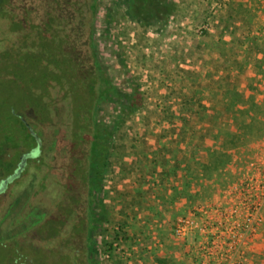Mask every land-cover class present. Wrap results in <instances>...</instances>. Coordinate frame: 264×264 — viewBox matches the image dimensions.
Wrapping results in <instances>:
<instances>
[{"label":"rangeland","instance_id":"obj_1","mask_svg":"<svg viewBox=\"0 0 264 264\" xmlns=\"http://www.w3.org/2000/svg\"><path fill=\"white\" fill-rule=\"evenodd\" d=\"M217 1L219 7H215ZM256 1L215 0L212 3L206 0L205 2L203 0H169L170 4L175 5L176 10L167 20L141 25V22L135 20L127 9L128 0H100L96 29L97 49L112 82L119 91L124 92H129L133 82H136L143 96L142 108L126 117L120 112V105L116 100L98 104L96 111L98 121L104 126L113 128L115 132L107 157L106 190L112 186L109 182V166L113 158H181V162L184 163L177 168L193 173L191 181L194 182L192 185L195 187L194 193L185 198L186 201L191 199L192 205L185 210L179 209L178 215L170 218V221H165L166 225L159 230L164 237L178 239L174 235L177 220L212 205L221 206L225 212L240 208L241 219L254 212V235L244 246L246 257L244 264H264V0H259L257 3ZM232 11L236 14L234 18L230 14ZM239 13L246 17L237 24L236 18L239 17ZM259 15L260 17H256ZM207 23H210L209 30L201 33V28ZM233 23L245 32L238 37L242 44L240 51L237 52L240 53L238 63L240 70L236 83L231 81V83L213 87L212 90H218L217 92L222 90V94L218 97L190 98L187 95L188 92L192 94L198 92L187 89L194 87L191 78H198L191 76L188 62H181L183 57H187L185 48L189 47L183 40H188L189 36L185 38L172 33L178 29L186 31L189 28L190 40L199 39L198 42H203L200 38L212 34L218 26H222L224 30L217 31L215 36L227 29L230 30ZM146 28L150 31L149 33L146 32ZM229 32L226 35L227 38L231 37ZM174 36L177 40L172 39ZM147 37L158 41L159 56L164 58L167 53L165 43L168 45L173 41L181 42L175 48L177 52L175 58L171 57L167 61L159 58L158 62L161 64L158 69L151 67L136 69L140 56L139 46H142L143 42H148ZM197 54L199 59L200 54ZM149 56L156 57V54ZM228 56L231 57L230 54ZM156 78L160 80L158 83L160 93L150 84ZM144 80L149 82L144 83ZM235 92L246 94L247 97L249 94L252 98L248 99L255 105L252 121L250 117L248 119L246 116L242 117L239 107L234 108V111L238 113L235 115L238 120L245 119L246 123L251 121L255 124L254 133L243 129L232 120L233 115L227 108V99L230 101L235 99ZM156 93L159 95H155ZM0 95V109H2V104L7 98L1 92ZM55 112V124L64 130V110L58 107ZM223 134L227 137L230 134H236L241 136L242 140L235 147L231 139H223ZM216 136H218L217 139H215ZM211 158H231V160L223 167L215 165ZM169 198L174 201L177 195H170ZM115 199L118 203L113 205L112 210L117 215L112 217L111 223L115 230H109V224L108 233L102 237L99 236L95 241L97 264H116L114 258H111L108 245L123 233L124 228L121 230L122 227L117 219L119 218V198L115 197ZM155 199H161V197L157 196ZM106 201L108 204V194H106ZM145 208L152 210L155 207L145 202ZM195 234L196 232H192L185 238L178 239L184 243L189 242L191 264H195L201 254V249L195 241ZM232 248L223 245L221 251L224 255L231 254ZM186 252L183 251V254Z\"/></svg>","mask_w":264,"mask_h":264},{"label":"flooded vegetation","instance_id":"obj_2","mask_svg":"<svg viewBox=\"0 0 264 264\" xmlns=\"http://www.w3.org/2000/svg\"><path fill=\"white\" fill-rule=\"evenodd\" d=\"M24 14L0 10V264H97L95 241L111 217L105 174L95 177L87 132L62 92L34 91L32 106L30 60L8 58L21 47L30 54L32 14Z\"/></svg>","mask_w":264,"mask_h":264},{"label":"trees","instance_id":"obj_3","mask_svg":"<svg viewBox=\"0 0 264 264\" xmlns=\"http://www.w3.org/2000/svg\"><path fill=\"white\" fill-rule=\"evenodd\" d=\"M99 6L100 0H0L2 11L21 12L22 17L27 12L32 14L31 29L27 36L30 54H25L22 47L8 53L10 59L22 62L28 57L30 60L32 106L39 105L40 101L34 91H45L48 98L52 91L63 93L77 117L76 126L80 125L87 132L83 140L91 144L95 177L101 180L104 179L115 132L113 128L95 121L97 106L100 102L116 100L120 112L126 117L142 107L143 96L136 82H133L129 92L119 91L101 61L96 45ZM126 7L131 16L143 24L164 22L176 10L169 0H128ZM12 68L14 74H23L22 64L16 63ZM235 97L232 101L227 99L233 122L254 133L256 127L251 121L255 105L248 101L252 98L249 94L247 97L237 92ZM236 107L241 110L242 117L251 118L249 123L236 118ZM47 108H50V103ZM228 137L223 134V139H231L235 147L242 140L236 134ZM211 160L215 165L224 167L231 158Z\"/></svg>","mask_w":264,"mask_h":264},{"label":"crops","instance_id":"obj_4","mask_svg":"<svg viewBox=\"0 0 264 264\" xmlns=\"http://www.w3.org/2000/svg\"><path fill=\"white\" fill-rule=\"evenodd\" d=\"M206 1L215 2V0ZM218 3L217 1L215 7H219ZM230 14L232 18L236 15L233 11ZM238 15L239 17L235 18L238 20L237 24H240L241 19L246 16L240 15V13ZM256 17H260V15ZM237 24L233 23L230 30L227 29L215 36L217 31L224 30L222 26H218L215 32L200 38L203 42H198L199 39L197 41L190 40L191 31L189 28L186 31L178 29L172 33L185 38L189 36L188 40H183L185 45L189 47L185 48V56L187 55V57H183L181 62H188V70L191 71V76L198 78H191L194 87L187 89L198 92L197 94L188 92L187 95L190 98L194 96L206 99L218 97L219 94H222V90L217 92L218 90H212L213 87L222 86L231 83V81L236 83L240 70L238 64L240 53L237 52L240 51L242 44L238 37L245 33L244 30L237 27ZM148 31L146 28V32ZM228 32L231 33L230 38L226 37ZM147 38L148 42H143V45L139 46L140 56L136 66V69L139 70L150 67L158 69L161 64H159L158 59L167 61V59L176 56L175 48L181 44L177 41L171 43L169 41L168 45L165 43V52L167 53L164 58L159 56L158 41L152 37ZM175 38L174 36L172 39L177 40ZM197 53L200 54L199 59H197ZM150 54H156V57L149 56ZM159 81V78H156L150 84L151 87L155 86L160 93ZM143 82L148 83L149 81L144 80ZM159 93L155 95H159ZM181 161V158H113V161L111 160L109 182L112 186L106 190V194L109 195L107 207L111 212L109 230H115V227L111 225L112 217L117 215L112 210L113 205L118 203L115 197L119 198L120 203L119 218L117 219H119L122 227L121 230L124 228L123 233L108 245L111 258H114L116 264H191L189 242L184 243V241L174 237H164L159 230L166 225L165 221H170V218L178 215L179 209L185 210L192 205L191 199L186 201L185 198L194 193L195 187H192L194 182L191 181L193 180V173L189 170L178 169L177 167L184 163ZM149 195L156 197L151 198L148 197ZM170 195H177V198L172 201L169 198ZM157 196L161 199H155ZM145 202L155 208L152 210L145 208ZM168 205H171L170 208ZM183 251L187 252L183 254Z\"/></svg>","mask_w":264,"mask_h":264},{"label":"built area","instance_id":"obj_5","mask_svg":"<svg viewBox=\"0 0 264 264\" xmlns=\"http://www.w3.org/2000/svg\"><path fill=\"white\" fill-rule=\"evenodd\" d=\"M210 23L201 28L209 30ZM240 208L226 212L219 205L197 210L177 220L174 235L178 239L196 232L195 241L201 249L195 264H244V246L254 235V212L241 219ZM228 226L230 228H228ZM233 247V253L224 255L221 246Z\"/></svg>","mask_w":264,"mask_h":264},{"label":"water","instance_id":"obj_6","mask_svg":"<svg viewBox=\"0 0 264 264\" xmlns=\"http://www.w3.org/2000/svg\"><path fill=\"white\" fill-rule=\"evenodd\" d=\"M12 178V177H11Z\"/></svg>","mask_w":264,"mask_h":264}]
</instances>
